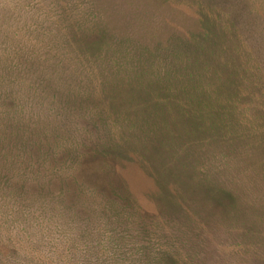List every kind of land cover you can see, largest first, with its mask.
<instances>
[{
	"label": "rangeland",
	"instance_id": "374dc122",
	"mask_svg": "<svg viewBox=\"0 0 264 264\" xmlns=\"http://www.w3.org/2000/svg\"><path fill=\"white\" fill-rule=\"evenodd\" d=\"M0 264H264V0H0Z\"/></svg>",
	"mask_w": 264,
	"mask_h": 264
},
{
	"label": "trees",
	"instance_id": "16d2710c",
	"mask_svg": "<svg viewBox=\"0 0 264 264\" xmlns=\"http://www.w3.org/2000/svg\"><path fill=\"white\" fill-rule=\"evenodd\" d=\"M134 72H135V69H134ZM184 93H186V92H184ZM187 94V93H186ZM179 94L178 93H172V96L173 97H177ZM203 101H205V100H203ZM206 104V103H205ZM202 105H204L203 103L200 105V106H202ZM184 110H186V112H184V114H185V119L183 118V121H184V125H185V127H187L186 128V131H185V133H180L178 136H175V144H174V146L175 147H177L176 149L175 148H169V151L168 152H171L172 151V153L174 152V150H177V149H181L183 152L182 153H180V155L177 157V158H179V160H177V162L178 163H182L181 165H182V168H183V170L186 172V174H187V176H185L186 177V180L189 182V176H194V173L191 171V169H190V163L188 162V159L190 160H195V157H197V156H199V155H201L202 154V148L201 147H193L192 149H190V150H192L193 152H190L189 153V149H185V147L183 146L184 145V143L185 142H188V141H190L192 138H193V136H192V134L191 133H193L192 131H191V128L192 127H197L196 126V124H191V119L193 118V117H196L197 115L199 116V118H200V113H201V110H200V113H198V114H196V113H191V111L189 110V109H184ZM224 111H225V108L224 107H222L221 106V111H220V115L218 116V113H217V115H216V117L215 118H211V119H213V121H216V124L217 123H221V126H220V124L218 125V127H224V126H227L228 125V121L231 119V117L229 118L228 117V119H227V117H226V114H224ZM202 116V115H201ZM217 117H218V119H217ZM201 119V118H200ZM209 121V120H208ZM211 121V120H210ZM209 121V122H210ZM207 122V121H206ZM206 122H204V121H200V126H202L203 128H202V130L205 132V133H212L213 131H215L216 129L218 130V128H217V126H216V129H215V126L213 127L212 126V124H209L208 125V123H206ZM199 124V123H198ZM183 125V126H184ZM211 130V131H210ZM161 142H162V140H160ZM160 141H158L157 142V144L160 146L161 145V143H160ZM161 147H163V148H165L164 147V145L162 144V146ZM161 152H163V151H161ZM165 153H167V152H165ZM172 153H170V155L172 156ZM167 157H170L169 156V154L167 153V154H165ZM173 157V156H172ZM174 158V157H173ZM180 158H181V160H180ZM193 163H192V161H191V165H192ZM183 170H181V171H183ZM175 174H177V176H178V173H175ZM174 173H172V174H170L172 177H174L175 179L176 178H179V177H176V175H175ZM194 178V177H193ZM222 192H224V191H222ZM206 198V202H210L212 199L211 198H209V197H205ZM216 198V197H215ZM217 200H221V202H223L222 200H224V201H229V200H231V198L230 197H227L226 196V194H224V193H221L219 196H217V198H216ZM222 212V213H221ZM220 213L223 215H225V216H228L229 218H231V217H233V219H236L237 217L236 216H238L239 214H240V209L238 208V207H236V208H231L230 210H222Z\"/></svg>",
	"mask_w": 264,
	"mask_h": 264
}]
</instances>
